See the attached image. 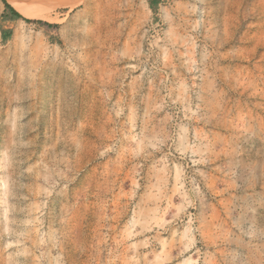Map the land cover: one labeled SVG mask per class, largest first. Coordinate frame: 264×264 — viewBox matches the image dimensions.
I'll list each match as a JSON object with an SVG mask.
<instances>
[{
  "label": "rangeland",
  "instance_id": "rangeland-1",
  "mask_svg": "<svg viewBox=\"0 0 264 264\" xmlns=\"http://www.w3.org/2000/svg\"><path fill=\"white\" fill-rule=\"evenodd\" d=\"M38 2L0 0V264H264V0Z\"/></svg>",
  "mask_w": 264,
  "mask_h": 264
},
{
  "label": "bare ground",
  "instance_id": "bare-ground-1",
  "mask_svg": "<svg viewBox=\"0 0 264 264\" xmlns=\"http://www.w3.org/2000/svg\"><path fill=\"white\" fill-rule=\"evenodd\" d=\"M15 10L21 14L22 17L32 21H44L48 23H56L58 21L50 10L57 8L53 3H44L30 0H9ZM45 4H47L46 7ZM66 4V3H65ZM60 6V5H59ZM58 6V7H59ZM20 33L17 32L16 39H20Z\"/></svg>",
  "mask_w": 264,
  "mask_h": 264
},
{
  "label": "trees",
  "instance_id": "trees-1",
  "mask_svg": "<svg viewBox=\"0 0 264 264\" xmlns=\"http://www.w3.org/2000/svg\"><path fill=\"white\" fill-rule=\"evenodd\" d=\"M148 1L151 3V7L153 9L156 8V6H158L161 2V0H148ZM4 4H5V10L7 12H10L13 15V17L11 19H8L3 16V21L23 19V17L10 5V3L4 0ZM25 21L29 22V20L27 19H25ZM0 31H1V28H0ZM7 39H8V36L5 37V40Z\"/></svg>",
  "mask_w": 264,
  "mask_h": 264
},
{
  "label": "crops",
  "instance_id": "crops-1",
  "mask_svg": "<svg viewBox=\"0 0 264 264\" xmlns=\"http://www.w3.org/2000/svg\"><path fill=\"white\" fill-rule=\"evenodd\" d=\"M15 9V8H14ZM0 36L5 39L6 36H10V32L8 31V28L6 26H3V28H1V31H0Z\"/></svg>",
  "mask_w": 264,
  "mask_h": 264
}]
</instances>
